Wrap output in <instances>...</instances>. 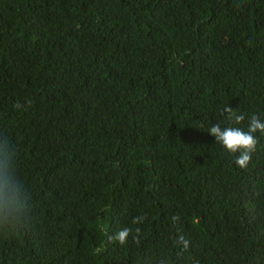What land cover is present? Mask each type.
<instances>
[{"label":"trees","instance_id":"trees-1","mask_svg":"<svg viewBox=\"0 0 264 264\" xmlns=\"http://www.w3.org/2000/svg\"><path fill=\"white\" fill-rule=\"evenodd\" d=\"M253 115L264 0H0V134L30 195L0 264H264V133L244 169L208 133Z\"/></svg>","mask_w":264,"mask_h":264},{"label":"clouds","instance_id":"clouds-1","mask_svg":"<svg viewBox=\"0 0 264 264\" xmlns=\"http://www.w3.org/2000/svg\"><path fill=\"white\" fill-rule=\"evenodd\" d=\"M17 109L23 106L16 104ZM226 118L234 124L239 125L244 121L243 114H239L230 106L223 109ZM264 133V121L253 115L250 119L247 130L240 127H221L218 123L212 124L208 129L209 135L215 138L223 148L232 154L239 153L236 156L235 164L241 169L247 168L251 162L252 154L256 151L258 139L255 133ZM30 200L29 193L24 189L23 185L17 178L15 168V149L9 139L0 134V229L11 230L18 225L24 223L28 219V202ZM146 216H137L133 219L134 225H140L146 219ZM179 220L178 216H173V223ZM134 232V234H133ZM141 228L137 226L132 228H123L110 239H114L120 245L127 244L131 237L137 244L140 243ZM190 241L180 235L176 240L177 255L183 256L189 251ZM156 264H169L167 256H161ZM193 264H199L193 261Z\"/></svg>","mask_w":264,"mask_h":264}]
</instances>
